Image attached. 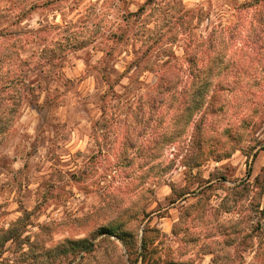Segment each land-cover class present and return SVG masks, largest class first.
I'll use <instances>...</instances> for the list:
<instances>
[{"label":"rangeland","instance_id":"374dc122","mask_svg":"<svg viewBox=\"0 0 264 264\" xmlns=\"http://www.w3.org/2000/svg\"><path fill=\"white\" fill-rule=\"evenodd\" d=\"M145 1L54 0L36 7V2L47 1L0 0V32L20 15L24 16L20 25L55 26L59 40L88 42L75 50H59L62 62L41 72V85L32 78L40 98L25 102L0 144V264H129L123 241L99 232L132 216L151 228L147 238L154 240L148 244L149 256L165 258L169 248L177 247L175 223L185 208L199 200L195 193L206 180L216 182L222 176L226 181L218 182L206 193L210 196L202 195L200 200L206 214H212L210 205L236 208L222 218L236 220L229 231L238 237L229 247L216 234V249L231 250L229 264H264V109L239 149L221 161L210 157L201 166L186 168V151L168 147L166 154L175 160L171 167L139 187L131 182L132 168L117 166L126 126L124 108L156 81L152 71L139 72L130 80L134 71H128V66L134 52L147 49L150 41L142 43L141 33L123 40L119 30L125 14L138 11ZM173 1L182 9L204 8L205 20L199 29L205 31L219 21L235 23L234 5L246 0ZM174 22L163 27L168 29ZM140 24L133 18L132 30L138 31ZM116 42H121L122 49L108 64L114 70L107 69L99 61L109 49L106 45ZM181 45L174 46L177 55L183 52ZM156 52L151 48L146 58L155 59L151 54ZM105 70L116 79L113 89L103 76ZM104 109L107 118L100 120ZM185 190L189 192L185 201H173ZM213 216L211 225L217 226ZM77 240H86L88 247L72 249L68 242ZM127 240L130 245L136 241L133 234ZM130 245V252H135ZM135 257L136 252L132 260ZM183 260L212 264L213 256L193 251ZM224 263L221 259L220 264Z\"/></svg>","mask_w":264,"mask_h":264},{"label":"trees","instance_id":"16d2710c","mask_svg":"<svg viewBox=\"0 0 264 264\" xmlns=\"http://www.w3.org/2000/svg\"><path fill=\"white\" fill-rule=\"evenodd\" d=\"M46 1L41 5L36 2L34 6L54 2ZM235 5V23L219 21L205 31L199 29L205 20L204 8L182 9V4L178 8L173 0H146L138 11L125 14L124 23L119 26L123 32L121 38L129 39L141 33L144 36L142 43L150 41L145 52L143 47L134 52L128 66V71H134L130 80L139 72L152 71L156 75V81L145 93L128 102L122 116L126 126L117 166L133 169L131 182L137 187L143 186L150 177H160L171 167L175 160L166 154L168 147L186 151L183 160L187 162L186 168L201 166L210 157L217 161L230 157L239 149L249 127L256 121L255 117L264 109V0H246ZM23 17L18 15L17 22L0 32V144L6 140L25 102L40 98L34 82L41 85V72L62 62L58 51L88 45V42L59 40L53 32L55 26L49 29L41 24L37 28L20 25ZM133 18L141 22L136 32L131 27ZM174 20L176 22L168 29L163 27ZM56 27L60 28V25ZM47 30H50L49 34ZM181 43L183 52L177 55L174 46ZM106 46L109 49L103 51L99 62L114 70V66L108 64L118 56L122 45L116 42ZM151 48L157 50L151 54L153 60L146 58ZM28 50L32 52L28 54ZM103 76L113 89L116 79L106 70ZM34 77L36 80L32 81ZM106 118L104 109L100 120ZM223 181H226L225 176L216 182L206 180V185L202 184L201 190L195 193L199 200L185 208L175 223L172 232L178 239L177 247L169 248L165 258L149 256L148 244L154 240L147 238L151 228L137 216L126 218L123 225L103 226L99 233L117 236L123 241L130 256L129 264H194V261L183 260L193 251L202 256L211 254L212 264H220L221 259H225L224 264H229L231 250L224 253V249H216L213 236L219 234L227 246H233L238 236L229 229L236 220L222 216L236 208L210 205L213 216L206 214L205 204L200 200L202 195L209 197L206 193ZM187 193L185 190L173 201H185ZM211 216L218 220L217 226L211 225ZM132 234L136 241L130 245L126 237ZM156 235H161V231ZM68 243L72 249L89 245L86 240ZM128 245L136 248L133 260L131 256L135 252H130Z\"/></svg>","mask_w":264,"mask_h":264}]
</instances>
